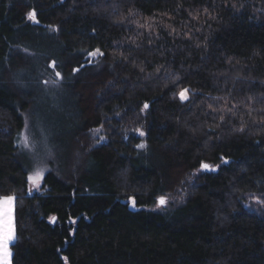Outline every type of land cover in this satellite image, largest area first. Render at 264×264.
<instances>
[{
  "label": "trees",
  "instance_id": "trees-1",
  "mask_svg": "<svg viewBox=\"0 0 264 264\" xmlns=\"http://www.w3.org/2000/svg\"><path fill=\"white\" fill-rule=\"evenodd\" d=\"M8 195L12 264H264V0H0Z\"/></svg>",
  "mask_w": 264,
  "mask_h": 264
},
{
  "label": "rangeland",
  "instance_id": "rangeland-1",
  "mask_svg": "<svg viewBox=\"0 0 264 264\" xmlns=\"http://www.w3.org/2000/svg\"><path fill=\"white\" fill-rule=\"evenodd\" d=\"M54 115L55 113H51L46 108H43L42 111L38 110L36 114L28 116L25 128L22 130L21 139L19 140L20 154L28 167V178L30 176L33 178L29 180L32 187L40 185L47 171L48 158L54 156L50 142L51 135L49 136L46 132L47 128L41 127L42 123L54 120ZM4 208L3 203H0V214L3 213Z\"/></svg>",
  "mask_w": 264,
  "mask_h": 264
},
{
  "label": "snow or ice",
  "instance_id": "snow-or-ice-1",
  "mask_svg": "<svg viewBox=\"0 0 264 264\" xmlns=\"http://www.w3.org/2000/svg\"><path fill=\"white\" fill-rule=\"evenodd\" d=\"M28 18L35 21L36 23H39V21L36 19V13L33 10L28 14ZM143 27V25H142ZM56 29H53L55 31ZM99 53L100 55H103V53L100 52L99 49H96L93 52H89V56H95ZM53 69L57 67L56 61H53L50 65ZM79 69H73V72H77ZM56 77L60 78L61 73L57 71L55 73ZM49 81H45V83H48ZM53 84L56 83V81H51ZM188 89H184L180 92L179 96L182 101H186L189 99L188 95ZM144 109H147L149 105L147 103L144 104ZM223 120V117H221ZM145 133L140 132V135H144ZM139 147H144V145H139ZM225 163H227V160H224ZM202 170H208V171H215L216 169L212 168L207 163H201L200 165ZM29 180H32L33 178L30 176L28 178ZM0 203H3L5 206L4 211L2 214H0V264H12V256L13 253L11 251V247L14 246L16 240H17V230H16V222L14 217V207H15V197L13 196H5L0 198ZM168 203L167 198L164 196H159L157 204L158 206H166ZM132 206L136 207V201L135 199L132 200ZM67 262V257L64 258Z\"/></svg>",
  "mask_w": 264,
  "mask_h": 264
}]
</instances>
